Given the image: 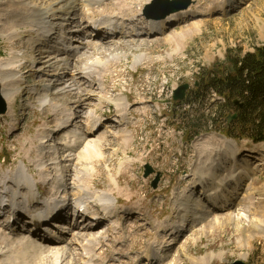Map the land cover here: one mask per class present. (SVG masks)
<instances>
[{"label": "rangeland", "instance_id": "374dc122", "mask_svg": "<svg viewBox=\"0 0 264 264\" xmlns=\"http://www.w3.org/2000/svg\"><path fill=\"white\" fill-rule=\"evenodd\" d=\"M27 1L0 0V23H4L2 14L11 8L18 7L20 12L24 11L23 4ZM59 1L29 0L31 5L48 8V15L42 22L46 28L57 22L55 14L61 5ZM87 1L81 0L70 19L58 26L62 29L55 33L56 39L49 34L45 36L51 42L38 41V31H30L29 27H16L14 34L6 26L0 27V58L13 60L11 71L16 78L8 109L0 116V194L6 193L3 189L10 187L15 169L23 160L36 179L46 180V184L38 185L40 193L34 191L36 200L41 196L42 204L38 205H46L48 198L52 197L50 195L57 192L54 195L56 204L58 201L61 207H67L61 212L67 213L64 225L68 226L63 228L62 223L65 222L53 218L48 222L47 229L60 236L56 248L66 251L65 256L60 257L53 255L49 246L39 240V232L32 237L34 234L29 230L25 217L17 220L14 227L2 225L6 223L7 216L1 215L5 213L0 209V264H82V253L75 243L91 235L102 238L104 245L100 252L108 258L116 249L115 238L118 235L115 234L119 229V233L126 236L122 239L126 246L117 245L119 254H114L116 259L110 264H194L195 258L209 254L213 257L208 264H228L235 259L246 264H264V165L257 166L264 163V152H255L251 160L246 157L239 160L240 165L245 163L243 160H248L249 175L240 182L239 193L235 196L247 198V208L239 210L238 206L244 205L243 199L232 208H218L221 200L206 208L210 210L209 219L214 213L223 216L228 212L237 218V212H244L246 220L240 218L239 226L248 227L250 220L260 233L254 232L248 241L244 240L235 229L237 221H229L228 216L222 224L220 222L210 229L204 217L193 219V212L196 211V217L201 214L196 209L190 212L187 228L178 229L176 235L168 236L169 231L161 232V225L155 227L156 222L166 220L171 225L175 224V216L178 222L182 208L177 203L179 198L193 196L201 202L204 200L201 186L192 190L196 177L192 169L198 164L196 148L208 144L206 136L210 133L221 132L212 130L188 138L183 133V122L202 112L194 110L201 102L209 111L218 107L219 97L213 91L202 90L203 101L195 98L199 82L205 80L210 70L226 68L228 54L238 58L253 52L256 46L264 45V33L261 32L264 29V0H230V3H226L227 0H191L184 10L187 11L185 15L165 21V25L156 23L166 17L149 18L150 22L154 20L150 31L151 23L143 12L152 0H124L121 7L126 9L124 12L113 9V0ZM219 4H225V10L217 9ZM53 9L54 15L51 14ZM89 15L110 17L113 21L119 17L118 21L126 28L113 37L90 35ZM127 21H131L132 26ZM155 29L157 33L152 34ZM58 35H62V39H58ZM114 55L118 60L109 61L112 64L104 72V78L92 77L91 73L87 78L90 84H85L77 74L83 63L95 59L106 61ZM63 59L67 60L65 66ZM57 62H62V65L58 66ZM60 67L66 68L57 76L61 72ZM96 72L102 75L99 69ZM184 83L189 84L185 99L173 100V92ZM210 103L214 106H209ZM120 106L124 107L122 111L128 121L127 126L112 122L119 115ZM68 107L73 111L70 117L69 111L65 110ZM93 112L98 114L103 125L96 133L88 135L85 126L87 117ZM67 120L70 125L61 129V123ZM125 135L130 137L125 138ZM97 137L102 140L100 147L94 149L91 158H88L90 155L81 158L84 154L83 139ZM77 138V146H65L64 143L69 144L70 140L75 143ZM232 141L242 150L264 145V141L254 143L248 138ZM146 163L154 171L143 177ZM157 172L160 178L153 188L151 181ZM4 181H8L7 186ZM75 183L77 186L88 185L91 191L110 192L118 198L116 214L111 217L121 224L115 234L110 232L106 222L108 218L102 217L94 224L97 221L84 219L82 215L71 217L72 206L77 199ZM18 187L10 194L15 193V199L23 206L30 205L27 202V197L32 198L30 189L23 188V184ZM226 194L228 198L229 193ZM88 202L91 212L101 210L97 199H89ZM131 206L139 209L126 212ZM175 212L177 215L173 216ZM31 238L49 252L22 251L24 248L23 245L18 246L19 240ZM165 241L168 243L162 247L167 251L163 260L149 263L144 257L145 248L153 245L155 251L156 245ZM162 253L164 250H159V254Z\"/></svg>", "mask_w": 264, "mask_h": 264}, {"label": "bare ground", "instance_id": "6f19581e", "mask_svg": "<svg viewBox=\"0 0 264 264\" xmlns=\"http://www.w3.org/2000/svg\"><path fill=\"white\" fill-rule=\"evenodd\" d=\"M80 1L81 0H61V1H59V3L61 2V5L60 4H59L60 6L58 5V13L55 14V17H56L55 20H57V22L55 23V25H49L46 28V26H44L43 25L44 23L42 24V22H45L44 21L45 16L48 15V8L47 7L46 8L45 7H39L40 5L38 6L35 4L31 5V3L28 0L27 2H25V4H23L22 9L24 11L21 10V12H20V9L18 7H16L14 9L11 8V10L2 14L3 18H1V20L4 21V23L1 22L0 27L3 28L6 26L7 29H9L11 31L10 32L11 34H14V31H16V29H15L16 27H22V26L27 27V28L29 27L30 31H38V33H39L38 41L47 42L50 40L46 39L45 36L47 34H49L50 36L53 37L56 35L55 33L57 31L61 32L62 28L58 29V26L60 24L65 23L68 20V18L71 15H73V13L76 11V8H77ZM83 1L86 2V0H83ZM87 2H89V0ZM225 2L230 3V0H227ZM17 3H19V2L17 1ZM123 4H125L124 0H113L112 1V7L114 6L113 9H116V11L124 12L126 9L121 8ZM225 6H226L225 4H223V5L219 4V7L217 9L225 10ZM186 12L187 11H183V12L181 11V13L176 12L172 15L167 16L166 19L158 21V23H156V24L165 25V21L170 20L171 18H175L176 16H180L182 14L185 15ZM51 14L54 15V9L52 10ZM115 18H116L115 21H113L110 17H105V18L97 17V18H95V15H93V16L89 15L88 20H87L88 25H89V21H91V19H95V21L97 20V21L101 22V24L104 25L106 28V30H105L104 26L98 25V28L92 29L90 26H88L90 28L89 29L90 35H98L100 37H103V36L104 37L105 36L113 37V36L119 35L118 31L122 32V30H124L126 27H124V23L118 21L119 17H115ZM122 19L123 18L120 17V20H122ZM147 21H149V19H147ZM153 21L152 20H151V22L149 21V23H151V24L148 28V31H150V28L153 26L152 25L154 23ZM128 22H129L130 26H132L131 21H127V23ZM33 27H35V28H33ZM131 32H133V34H134V31H131ZM261 32L264 33V29L263 30L261 29ZM0 33H1V30H0ZM151 33L152 34L157 33V29H155L154 31H151ZM57 38L62 39V35H58ZM55 39H56V36H55ZM88 45H90V43ZM104 49H105V47H104ZM106 49L109 50L110 47H106ZM56 51L59 52L60 48ZM64 51H66V50L64 49ZM117 58L118 57H116V55H114L112 57H109L106 61L105 60L101 61V60L95 59V60H92L90 62H87L86 64L83 63L84 65L80 68L79 71H77V74L80 75L81 78L85 80V82H84L85 84H87V83L90 84V82H89V80H87V78H88V76H90L91 73H92V77L99 76V78H104V72L105 71L107 72L109 64H112L109 61L110 60H113V61L118 60ZM63 61H64L63 66H65L64 64L67 63V60L63 59ZM114 62H116V61H114ZM61 63L57 62V65L58 66L62 65ZM12 66H14V65H13V60L11 58H0L1 93H2V96L7 103L9 100L12 99L13 84L15 83V80H16V78L13 77V73L11 71L13 69ZM65 68L66 67H62V69H65ZM60 69H61V67H60ZM62 69H61V72L58 71L59 73L57 74V76L59 74L63 73L64 70H62ZM96 69H99L100 72H102L101 76L99 74H97ZM59 79L60 78H57V80H59ZM100 83H101V81H100ZM94 84H96V83L94 82ZM123 109H124V107H122V106H120L118 108L119 115H117L116 119H114L112 121L114 125L115 124L116 125L126 124V126L128 125L127 124L128 121L124 117L125 114L122 111ZM138 109L139 108H136L135 110H138ZM65 110L69 111L68 115L70 117L73 113L71 108L68 107ZM65 114H67V112H65ZM87 118H88V122H86V126H85L86 127L85 130H88V132L86 131L87 134L90 135V134L96 133V129L99 127V125L100 126L103 125L98 114L93 112L92 115H89ZM74 119H75V117L73 116V120ZM69 123H70L69 120H67L65 123H61V129L66 127V126H69L70 125ZM71 131L73 132V130H71ZM49 135H51L50 132H49ZM129 137H130V135H125V138H129ZM78 140H79V138H77L75 140L76 141L75 143L72 142L73 140H70L69 144L68 143H64V144H65V146H68V147H70L72 145L77 146V144H79ZM206 141L208 144H203V146L201 145L200 147L196 148L198 164H197V166L193 167V169H192L194 172V175L196 176V177H194L193 182H192L193 183L192 190L194 189V187H197V189H198V187L201 186L203 194H204L203 195L204 200L201 202L199 200V198L194 199L193 196L189 197V196L183 195L184 196L183 198H179L177 200L178 205L182 207V208H180L181 214H180V218H179L178 222L176 221L178 218H177V216H175V215H177V212H175V214L173 215L176 217L175 224L171 225L166 220L163 222H156L155 227H158L161 225V229H160L161 232L167 233V231H169V234H167L168 236H173V234L176 235L179 232L178 229H180V228L186 229L187 228L188 223L186 221H187V219H189V216H191V213H192L191 210L196 209L197 213L200 212L201 214L199 213L200 215L198 217H196V211H195V213L193 212L192 213V214H194L193 219L199 220V219L204 217L205 218L204 221L205 222L207 221L206 223L205 222L204 223L210 229L215 228L216 225L220 224V222L222 224V222H224V219H227V216L229 218V221L236 220L237 221L235 223L236 231L239 232L240 236L244 237V240L248 241L252 237L254 232L256 234L260 233V232H257V230H256L257 227L254 228L255 226L253 225V223H250V220L247 222V223H249L248 227L247 226L246 227L245 226H243V227L239 226L238 222H240V218H243V221L246 220V218H245L246 215H244V212H240V213L237 212L236 216L238 219L235 217L234 214L228 213V212L226 214H224L223 216H219L218 214L214 213L211 215L212 217L209 219L208 212L210 210H208L206 208H209V205L212 202H216L218 200H221V203H219L218 208H225L226 206L232 208V207H234V204H236L237 202L241 203L240 199H243L244 205L240 204L238 207H240L239 210L245 209L246 204L248 203L247 198H245V197L238 198L235 196V194L238 195V193H239L240 185L242 184V183L240 184V182H242V180L249 175V172H248L249 168L247 166L248 160H243V162L245 161V163H243L242 165L239 164V160H241V158H243V157H246V159L251 160L253 158V156H254L253 154L255 152L256 153H259V151L264 152V145L259 144V145L252 147L251 150L245 149V148H243V150H242L240 147L237 146L236 143H234L232 141V139L224 138L220 134H215V133H210L208 136H206ZM101 142H102V140L99 137H97L96 139L84 138L83 139V143H84L83 150L84 151H82V153L84 152V154H82L81 158L82 157H84V159L87 158L88 155H90L94 151V149H96L98 146L100 147ZM68 147H67V149H68ZM263 156H264V154H263ZM88 158H91V155ZM24 165H25L24 161L22 160L21 163L19 164V166H17V168L15 169L14 176H13L12 180H10L11 181L10 187H8L6 189L4 188L3 190H6V191H8V193H10L13 190H15V188H17L20 184H23V185H25V187H23V188H25V189L29 188L30 189L29 195L31 194L32 198H34L33 197V196H35L34 191L37 190L35 192L39 193V191L37 189L38 184L42 183V182L46 184V180L42 181V179L41 180L36 179V177H34V175H32L30 173L29 168L27 170L26 165L25 166ZM259 165H264V163L260 162L257 164V166H259ZM236 172H237V174L235 175ZM29 173L31 174V176ZM77 177H79V175ZM75 178H76V175H75ZM74 180H76V179H74ZM7 182L4 181L3 184H5L7 186ZM75 185H76V183H75ZM42 188H43V186H42ZM54 190H56V189H54ZM53 193H54L53 195L52 194L50 195V196H52L50 198V200H49V198H48L49 201L47 200L48 202H47L46 209L43 211H39V212L37 209H34V208L29 209V207H27V206H24L22 208L21 204L16 202V201H18V199L16 200L15 196L8 198L6 203L9 205L4 206L5 209L6 208L8 209L5 213L7 216V218L5 220H7V223H3L2 225L8 224L11 217H13L14 222H16L17 219H19L20 215L21 216L23 215L22 217H26L25 213L22 212V211H25L30 218L29 224H30V226H32V230L37 227V229L33 230L34 235H32V237L36 236L37 231L38 230L40 231L41 225H43L45 227V229L47 230V231H45V234H47V235L44 236V235L39 233V235L41 236V238H39V240L41 242H44L45 244H47L49 246V248L51 249V253L53 255H57V256L62 257V256H65L66 251L56 248V246L58 245L57 243L59 242L60 236L58 234L52 233L51 231H49L47 229L48 222H49L50 218H59L60 220H65L64 219L65 216L62 215V213L60 212L62 209H59L60 204H56V202H54V201H56L55 200L56 197H54V195H56L57 192H53ZM226 193H229L228 198H227ZM76 194H77L76 195L77 199L74 202V207L77 211H79V208H81L82 211H80V212L82 214H85V218L89 216L90 219L96 220L97 222L95 224H97L98 221L102 217L108 218V219H106V222L109 223V224L108 223L107 224L110 227V232H112V234L113 233L115 234V232H117L118 226L121 224L118 221L111 220V217L114 218V216L116 214L115 213V210H116L115 203H117V201H118V198L116 196H114V194H112L110 192H105V191L104 192L91 191L88 185L77 186ZM65 195H66V193H65ZM62 196H64V195H62ZM89 199H97L98 202H100L99 207L101 210L96 211V212H91L90 209L88 208L89 207L88 206V203H89L88 200ZM130 199H131V196H129L128 200H130ZM224 199H226L225 202L223 201ZM0 201H3V199H0ZM204 201L207 202L208 205H204V203H205ZM53 203H55V205H52ZM134 208L139 209L138 206H135V207L131 206L130 208H127L125 211L129 213ZM14 210H16V211H14ZM3 211H4V209H3ZM54 213H55V215H54ZM34 215L36 216L35 219H34ZM241 216H244V217H241ZM48 217H50V218L47 220L46 218H48ZM222 219H223V221H222ZM41 221H44V222L41 223ZM62 224L64 225L66 223H62ZM39 226H40V228H39ZM11 227H13V226H11ZM65 227L68 228V226L64 225L63 228H65ZM220 227H221V225H220ZM59 228H61V227H59ZM62 231H64V230H61L60 232H62ZM119 231L117 232V234H115V235H118L117 238H115V239H117L115 241L116 249L114 248L112 250L113 253L108 258L103 256V254H104L103 252H100L101 251L100 249L104 245V242H103L101 237H97L96 235H91L89 238H87L85 240L77 241L75 243V245L78 246L79 252L82 253V260H81L82 264H110L109 262L113 261L115 259L114 254L119 252L117 247L118 246L119 247L126 246L125 240H122L123 238L126 239V236L124 235V233H122L123 235L121 233H119ZM262 232L264 233V230ZM11 234H13V233H11ZM48 235H49V237H48ZM6 237H8V236H6ZM263 238H264V236H263ZM166 243H168V241L157 244L155 251L153 249V245H148L145 248L144 256H146L148 258L149 263H158L161 260H163V258L165 257V252H167V251H166V249H162V247H164V245ZM21 245H23L24 249L22 251H24V252L31 251V250L35 251L36 254H38L39 252H41L42 254L49 252V249H45L42 245L38 244L33 239L32 240L20 239L18 246H21ZM131 249H133V248H131ZM159 250H160V252H162V250H164V253L159 254ZM125 251H127V250H125ZM212 257L213 256L211 254H209L208 256L201 257L198 259L195 258L194 264H208V262H210ZM173 264H175V263H173Z\"/></svg>", "mask_w": 264, "mask_h": 264}, {"label": "trees", "instance_id": "16d2710c", "mask_svg": "<svg viewBox=\"0 0 264 264\" xmlns=\"http://www.w3.org/2000/svg\"><path fill=\"white\" fill-rule=\"evenodd\" d=\"M226 59L228 66L210 70L195 93V98L203 101V91L212 90L224 102L210 111L199 103L194 110L202 112L183 122L184 132L188 138L214 130L231 138L264 141V45L256 46L253 52L238 58L228 54ZM235 99L243 104L242 108L234 104ZM233 112L237 117L228 123L227 114Z\"/></svg>", "mask_w": 264, "mask_h": 264}, {"label": "water", "instance_id": "95a60500", "mask_svg": "<svg viewBox=\"0 0 264 264\" xmlns=\"http://www.w3.org/2000/svg\"><path fill=\"white\" fill-rule=\"evenodd\" d=\"M191 0H152L150 4L145 7L144 15L146 18H155V19H162L172 13H176L180 10L188 8ZM189 88L188 83L181 84L174 92H173V100L178 101L184 98L185 91ZM235 104H238L240 108H242L243 104L240 103L238 100L234 101ZM6 111V104L3 100L0 90V114ZM237 114L234 113L232 115H228L227 121H231L235 119ZM152 168L146 164L144 166V177H147L150 173H152ZM159 180V173L157 176L152 180L151 186L156 187L157 182ZM230 264H246L241 260H235Z\"/></svg>", "mask_w": 264, "mask_h": 264}]
</instances>
